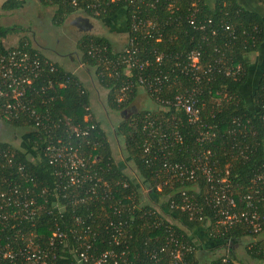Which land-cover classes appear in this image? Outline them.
Returning a JSON list of instances; mask_svg holds the SVG:
<instances>
[{
  "label": "trees",
  "instance_id": "1",
  "mask_svg": "<svg viewBox=\"0 0 264 264\" xmlns=\"http://www.w3.org/2000/svg\"><path fill=\"white\" fill-rule=\"evenodd\" d=\"M36 1L41 6L52 7L50 23L53 26L61 25L74 12H83L87 17L106 22L121 14L122 31L131 43L126 42L124 48L117 51L104 36L82 34L75 43L76 60L93 69L96 83L106 91V107L121 112L116 133L122 139L127 161L138 179L115 162L104 130L91 112L89 93L80 79L58 63L51 62L53 70L44 69L41 76L33 80L30 92L37 113L44 123L49 119L52 125L49 124L48 131L44 132L27 127L25 123L31 121L27 122L26 118L4 121L13 128L24 129V132L21 147L0 139V160L9 158L12 161L9 170L14 180L32 185L35 191L47 188L49 202L56 177L47 164V154L41 143L47 137L52 140L60 138L91 162L99 182L94 192L89 191L85 196L76 194L77 189H71L74 195L71 203L68 198H61L66 193L58 192L59 201L64 203L58 213L47 212L46 207L38 210L33 220L9 219L0 227V245L16 238L15 246L20 236L25 239L32 236L45 247L48 237L58 230L65 238L61 246H55L54 258L48 260L49 263L83 264L76 263L67 247L78 246L72 230L77 233L81 227L89 225L95 235L88 242L87 251L93 255L109 249L117 254L120 248H124L127 260L146 264L149 260L145 257V250L158 247L168 233H172L181 234L192 244L193 251L187 256L188 264H217L222 256L232 264H243L228 250L210 259H202L198 255L201 250L198 251L194 237L189 234V230L201 229L208 238L204 242L207 241L209 247H223L225 243L249 238L242 247L245 256L254 264H264V200H252L261 217V234L251 233L243 223L227 228L217 225V231H210L219 216L206 200L210 192L204 175L197 172L194 180H181L172 177L162 167L163 162L187 165L192 158H202L207 153L208 159L218 162L221 169L218 176H226L231 194L236 199L248 192L253 176L264 171V66L248 100L239 92L254 69L246 57L264 49V15L254 5L249 8L240 0ZM20 4V0H4L0 9L12 10ZM131 8L136 10L137 20H150L152 25L139 24L132 31L131 24L135 22L130 17ZM95 11L97 13L94 14ZM14 29V26L0 25V37ZM17 45L36 52L40 58H47L24 38H20ZM96 47L101 49L97 51ZM127 48L133 50L132 54L139 63L147 61V65L125 67L120 64L122 56L126 57ZM191 50L198 52L197 69L193 71L187 66ZM193 72L197 81H194ZM154 77L159 78L160 83L151 81ZM138 78L141 83H138ZM138 87L146 92L156 108L127 114L125 109L135 98ZM184 89L194 90L200 115L196 123L188 122L183 110L172 104L174 94ZM148 121L155 126L152 133L143 128ZM86 122L94 125L87 136H74L70 132L71 126H82ZM171 131L181 140H173ZM201 132H208L209 138L200 141ZM164 138H168L166 144L162 141ZM144 143L149 145L147 151H144ZM15 164L22 166L27 174L26 181L20 177ZM224 169L228 170L227 175ZM2 171L3 167H0V176ZM141 183L147 187L149 195L146 197L141 194ZM182 189L201 207L202 218L208 221L207 224L189 218L178 208H169L170 200L179 202ZM262 193L264 198V191ZM66 195L68 197L70 193ZM75 197L84 199L75 201ZM236 204L244 209L243 203L237 201ZM113 207L120 211L114 212ZM76 218L81 223H75ZM118 222H121L122 234L115 244L111 236L116 227L114 224ZM78 249L83 250L82 247ZM19 259L18 256L6 259L0 256V264H21Z\"/></svg>",
  "mask_w": 264,
  "mask_h": 264
},
{
  "label": "built area",
  "instance_id": "2",
  "mask_svg": "<svg viewBox=\"0 0 264 264\" xmlns=\"http://www.w3.org/2000/svg\"><path fill=\"white\" fill-rule=\"evenodd\" d=\"M135 1V0H130ZM141 2V0H138ZM135 9L137 7L135 6ZM131 8L130 17L133 19L131 24V30L135 31L139 24H145L151 26L150 20L136 19V10ZM97 13L96 11L94 14ZM190 24L192 20H189ZM128 44L131 43L130 39H126ZM126 45V44H125ZM97 51L100 47H96ZM126 48V47H125ZM101 49V48H100ZM126 57L121 58L120 64H124L125 67L129 65L141 67L147 65V61L139 63L137 58L133 56V50L128 48L125 50ZM187 66L191 71L197 69V57L198 52L191 50L188 52ZM44 69L53 70V66L50 60L47 58H40L36 52H30L24 49L22 46L14 45L11 47L0 46V122H4L9 119L26 118L28 123L27 127L34 130L48 131L49 124L52 125V121L47 119L46 123L42 120L41 116L37 113L35 102L31 97V86L33 80L36 81L44 71ZM194 74V72H193ZM194 81H197V76L194 74ZM160 79L154 77L151 81L160 83ZM138 83L142 80L138 78ZM149 84H152L150 80ZM194 90L188 91L184 89L180 93L174 94L172 98V104L176 107H180L186 114L187 121L190 123H196L199 121V107L196 105ZM86 119V117H84ZM24 127V126H23ZM25 127V128H27ZM94 125L86 122L84 125L71 126L70 132L74 136H87L92 131ZM143 128L150 133L155 129L152 121H148L143 125ZM148 133V134H150ZM172 139L180 141L181 137L172 131ZM48 136V133H46ZM154 135V134H150ZM163 136V134H161ZM163 138V137H162ZM209 138L208 132H201L199 140ZM168 138H164L162 141L167 143ZM43 149L46 152L47 164L53 170L56 177L54 182L55 186L50 192V201L48 202L46 197L47 188H40L38 191L33 189L31 185H25L24 183L16 181L11 176L12 161L9 158L0 160V167H3V171L0 176V227L8 222L9 219L16 220L22 218L23 220H33L38 210L47 207V212L58 213L61 211L64 203L59 201L57 193L64 192L70 193L67 197L63 194L61 198H68L69 203L74 201V195L71 189H77V193L87 195L94 192V187L98 184V179L95 178L93 167L91 162L89 163L87 158L80 155L77 150L69 143H64L60 138L52 140L50 137L43 140ZM144 145V151L148 150V144ZM205 153L202 158H192L189 164L179 163H162V167L168 171V173L177 179L181 180H194L197 172L204 175L206 181L209 183L210 195L206 198L210 208L214 210L218 215V220L215 224L212 223L213 231H217V225H221L223 228H227L235 223H243L248 226L251 233L261 234V217L256 212L255 205L252 200L261 202L264 200V171L256 173L250 180V186L248 192L234 197L230 191V185L226 176H218L220 167L216 160L211 161L207 158ZM151 159V158H150ZM148 159V161L150 160ZM93 162V160H91ZM147 161V162H148ZM14 166V164H13ZM16 170L19 172L20 177L26 181V175L21 165H16ZM224 174H228V170L224 169ZM168 174V175H169ZM94 180V181H93ZM93 181V182H92ZM85 185V186H84ZM81 190L83 192H81ZM181 198L179 202L170 200L169 208L175 207L188 214L189 218L197 221H202L207 224V220L202 218L201 207L193 202L185 194L184 189L180 191ZM259 195L258 197H254ZM76 196V195H75ZM103 196V195H102ZM84 197H75V201H82ZM39 201V202H38ZM174 201V202H173ZM243 203L244 209L237 207L236 202ZM47 203V204H46ZM246 208V209H245ZM114 212H119L120 209L113 207ZM75 223H81L80 219L76 218ZM121 223V222H120ZM119 222L114 224L116 227L113 229L111 240L118 244L119 237L121 236V225ZM108 224H111L108 222ZM75 234L74 240L78 242V246L67 247L69 255L76 260V263H89V264H136L133 261H129L126 258L127 252L124 248H120L119 252L115 254L113 249L103 250L97 255H93L87 251L89 247L88 242L94 237L95 233L89 228L81 227ZM64 235L58 230L52 232L48 237L47 246H42L34 237L25 239L24 236H20L19 243L16 244L17 239L12 241H6L4 245H0L1 258H11L18 256L21 264H51L48 260L53 259L55 255V246H61ZM13 244V245H12ZM82 247L83 250L78 248ZM61 248V247H59ZM193 251V246L187 240L182 238L181 234L168 233L163 243L158 247H150L145 250L146 259L149 262L146 264H188L187 256ZM111 259V260H110ZM217 264H232L226 256L220 257Z\"/></svg>",
  "mask_w": 264,
  "mask_h": 264
},
{
  "label": "rangeland",
  "instance_id": "3",
  "mask_svg": "<svg viewBox=\"0 0 264 264\" xmlns=\"http://www.w3.org/2000/svg\"><path fill=\"white\" fill-rule=\"evenodd\" d=\"M240 1L245 5H248L249 8H252V5H254L259 10V12L264 15L263 0ZM21 6H19V8ZM51 12L52 8L49 6H41L36 2H28L23 8L10 12L5 16L0 15V23H2L4 27H15L12 33L8 32L7 37L10 40H16L17 37L28 40L30 44L32 43L31 46L33 48L41 51L46 57L50 58V60L52 61L57 62L59 65H62V63H64V60L69 56L75 60L77 59L75 43L82 34L104 36L112 43L115 40L119 43V39L122 41L124 39V42L126 43L125 34L123 32L120 33L123 28V19L120 13L106 22L87 17L83 12H74L68 15L61 25L53 26L50 23ZM2 13L4 14L5 12L3 11ZM81 19L85 20L86 23H89L90 28H87L86 24H83V22H81ZM112 47L117 51L124 48V46H122L121 48H117L115 46ZM246 60L249 63H252L254 69L250 71L247 84L242 87L239 92L244 99L248 100V95L250 94L252 87L256 83L260 70L264 66V49L261 48L256 53L247 56ZM86 69L87 73L85 80L91 94V96L89 97V106L91 112H93L96 120L100 123L101 128L104 130L107 140L110 143L112 155L115 162L118 165H121L129 175L134 176L135 179H138L131 167L130 162L127 161V157L122 146V139L116 133L117 123L122 116L121 112L112 111L106 107L104 101L106 91L96 83L93 69ZM247 105L249 108L251 107L249 101H247ZM155 108V103L149 99V97L146 95V92L143 91L142 88L138 87L135 98L132 100L130 105L126 107L125 110L127 114H129L132 111ZM22 132H24V129L13 128L7 123L0 122V139L9 142L14 147H21L20 145L22 142ZM140 187L142 190L141 194L143 193L145 197L146 195H149L147 187L145 185L141 183ZM189 234L194 237L195 242L199 247L198 251L201 250L200 253L198 252V255L201 256L202 259H210L215 255L231 251V254L237 260H240L243 264H254L253 260L245 256L244 250L242 248L244 243H246L249 238H244L242 239V241L225 243L223 247L220 246L217 248L215 245H211L210 247L208 246V244L206 245L207 241L204 242V240L208 238L205 237L206 235L201 229L189 230ZM198 238L201 240H198ZM210 248L215 253L212 254Z\"/></svg>",
  "mask_w": 264,
  "mask_h": 264
},
{
  "label": "crops",
  "instance_id": "4",
  "mask_svg": "<svg viewBox=\"0 0 264 264\" xmlns=\"http://www.w3.org/2000/svg\"><path fill=\"white\" fill-rule=\"evenodd\" d=\"M2 1L4 0H0V4L2 3ZM21 1V4H20V8H23L25 7V4L28 3V2H36L38 3L36 0H20ZM264 1V0H263ZM39 4V3H38ZM19 7H17L16 9H12V10H2L0 9L1 11V14L0 15H7L9 14L10 12H13V11H16L17 9H20ZM52 8V7H51ZM5 12L4 14L2 12ZM88 26L87 28H90L89 26V23H87ZM1 26H3L2 23H0ZM8 27V26H6ZM123 30V29H122ZM123 32V31H120V33ZM12 33V32H11ZM124 33V32H123ZM8 35V34H7ZM7 35L5 37H0V46L1 47H4V48H7V47H11V46H14V45H17L18 44V41L20 40L19 37H17V39L15 40H10ZM22 36V35H21ZM20 36V37H21ZM109 40V39H108ZM110 41V40H109ZM119 43L115 40L113 43L110 41V43L112 44V46H115L117 48H121L122 46H125L124 45V39L123 41L119 39ZM123 42V43H122ZM30 43V42H29ZM32 44V43H31ZM120 44V45H119ZM48 58V57H47ZM50 60V58H48ZM51 62H55V61H52L50 60ZM57 63V62H56ZM64 69L66 70H69L71 72H73L74 74L77 75V77L80 79V81L82 82L83 86L86 88V90L88 91L89 93V97L91 96L90 92H89V89H88V86H87V82L85 80L86 78V73H87V67H84V65L80 64L77 60L73 59L72 57H67L65 60H64V63H62L61 65ZM90 104V103H89ZM199 238H203V237H199ZM198 238V240H200Z\"/></svg>",
  "mask_w": 264,
  "mask_h": 264
},
{
  "label": "water",
  "instance_id": "5",
  "mask_svg": "<svg viewBox=\"0 0 264 264\" xmlns=\"http://www.w3.org/2000/svg\"><path fill=\"white\" fill-rule=\"evenodd\" d=\"M81 22H83V24H86V26H88V24L86 23L85 20H82V19H81ZM163 206H165V205H163ZM163 208H164V207H163Z\"/></svg>",
  "mask_w": 264,
  "mask_h": 264
}]
</instances>
